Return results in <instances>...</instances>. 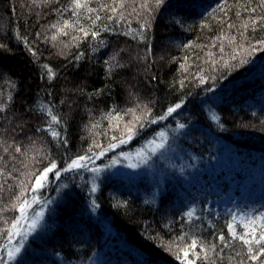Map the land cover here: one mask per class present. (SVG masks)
Instances as JSON below:
<instances>
[{"label":"trees","instance_id":"obj_1","mask_svg":"<svg viewBox=\"0 0 264 264\" xmlns=\"http://www.w3.org/2000/svg\"><path fill=\"white\" fill-rule=\"evenodd\" d=\"M83 2L87 7L75 12L73 0L0 2L15 31L0 35L5 45L0 73L13 82L0 83L5 94L0 95V256L11 229L1 232L5 214L17 201L22 182L30 192L28 174L49 160L62 164L85 154L91 133L100 137V131L117 125L110 120L117 114L140 118L133 126L137 139L159 125L169 106L181 103L166 122L184 125L179 137L183 149L211 161L220 158V174L264 157V0H168L182 14L177 20L167 15L165 2L153 6L152 0H140L137 6L147 11L135 17L119 15L120 8L137 7L128 0ZM195 3L210 4L204 16L197 15ZM220 9L225 17L209 22ZM64 21L70 25L67 35L51 27ZM163 39L169 42L159 48ZM42 106L60 120L52 126L66 137V145L51 137V117ZM149 118L157 122L148 123ZM127 135L112 129L98 145L105 148ZM236 169L240 175L241 167ZM83 173L85 169L62 173L59 179L49 174L53 189L64 183L56 208L40 236L8 264H56L55 259L73 264L96 247L108 260L117 259L116 264H181L169 245L185 247L192 239L198 241L200 256L195 264L264 260H249L246 246L229 239L228 215L208 212L199 220L189 218L192 202H185L187 195L178 192L176 182L165 183L151 202L121 179H105L93 192L88 178L81 179ZM50 186L37 191L40 203L49 197ZM106 222L120 235L104 238ZM221 234L225 245L217 239Z\"/></svg>","mask_w":264,"mask_h":264},{"label":"rangeland","instance_id":"obj_2","mask_svg":"<svg viewBox=\"0 0 264 264\" xmlns=\"http://www.w3.org/2000/svg\"><path fill=\"white\" fill-rule=\"evenodd\" d=\"M1 1L2 0H0V2ZM128 1L129 5L135 3V6H137L139 5L140 0ZM167 1L168 0H163V3L165 2L166 4L165 11L168 13L167 15L170 16L171 14L172 17H175V20L181 18L182 14H178L176 9L174 7H170V3ZM152 2L153 4L151 2L149 4L158 6L156 4V0H152ZM123 3H126V1ZM163 3L160 5H163ZM209 6L210 4L201 5L200 3H195V11L197 15L199 17L204 16V13ZM123 7L126 8L124 5ZM137 7H133L132 9L120 8L119 15H122V17H135L139 16L140 11L144 13L147 11V7L144 10H140L139 6ZM6 11L5 5L0 3V35L1 32L2 34L5 33L4 31L15 32L13 28L9 26ZM219 11H217V13H219H216V16L209 20V22H213L215 20L217 21V19L225 17L222 15L225 13V10L220 9ZM167 40L168 39L161 40L159 42V48L169 42ZM0 83H2V86L4 87L7 83L13 82L7 75L2 77L0 73ZM0 95L3 97L5 94L0 91ZM131 110L135 111L133 107ZM136 116L126 115L124 116L126 119H121V117L117 114L115 117H110V120L115 119V121H117V125H113L114 127L109 130L104 129L100 131V137L96 133H91L92 136L86 143L87 147H94L99 150L96 145L98 144L100 138L105 139L112 132V129L117 128L118 133L119 131L125 133L129 127L133 129V126L136 125L135 120L138 121L140 119H137ZM173 116L174 114L172 117ZM167 122L166 120H162L156 128L149 130L146 136L143 137L142 135V137L137 139L134 137L135 139L133 138L130 142L119 145L117 148L107 151L104 156L94 159L89 163L88 168L85 169L86 173L82 174L81 179L88 178L92 185L95 184L96 186H98L105 179L108 181H111L112 179H121L129 183L132 188H135L138 193H141L151 202L157 200L161 192L165 189V183L171 180L178 183V192L187 195L185 202H192L190 206H188L190 209L186 211V214L191 211L193 212V217H197L199 220L202 215H205L208 212L224 213V215L229 216L227 224L232 223L233 217H235L234 226L237 231L241 230L240 221L245 220V218H254L259 216L260 213H264V157L257 155L254 160L245 161L242 165L234 166V168L229 169L226 173L220 174L219 171L223 165L220 158L215 157V159L211 161L204 159L200 155L194 154L189 150L183 149L181 144H179V137L183 134L182 132L184 127L181 128L180 125L172 126ZM161 133L164 135L161 136ZM136 135L137 133H135L134 136ZM160 144H163L162 148L157 147V145ZM41 146V144L37 143L36 149H41ZM124 153H127L128 155L125 156L123 155ZM113 161H115V163H113ZM200 161L204 162L203 165ZM129 165L134 166L129 167ZM238 167H241L240 175L237 174V171L239 170L236 168ZM92 168H98L100 171L93 172L91 171ZM60 182L59 188L57 189V186L53 189L55 186H50V181V183L45 186H50L49 197L41 203L39 201V203L32 204L31 208L28 210L29 215L39 213L41 210H43L44 215L43 218L39 220L38 227L35 231L26 238L24 246L31 238H38L40 236L47 216L52 214L55 210L56 204L58 203L57 192H61L63 187L62 185L64 184L63 182ZM26 195L29 199H31L32 194H30V192ZM92 198L94 199V197ZM22 199L23 198H21V200ZM20 202L21 201H15L13 205L16 207L14 208L12 205L11 209L5 214L1 232L8 231L11 227V223L17 215L18 205ZM92 206L94 208L95 204ZM206 219L208 220L210 218ZM105 224L106 235L104 238H113V235H120L111 224H107V222ZM257 225H259V220H257ZM21 227H23V224ZM251 228L252 226L250 224L247 231H251ZM261 231L262 229L257 226L256 233L259 234ZM17 239L18 237L13 236L11 241L9 238L5 241V258L7 257L6 246L9 249L13 248L16 245ZM96 248L89 252L85 257H83L84 255L80 256L82 258L80 260H76L73 264L117 263V259L111 258L108 260L103 256V253L100 254L101 251L98 247ZM169 249L173 251V253L177 252V246L173 247L172 245H169ZM19 254L15 255L13 260H15ZM13 260H11V262ZM260 260L263 259L261 258ZM55 261L56 264H64L62 259H55ZM9 262V260L5 259V264H8ZM127 262L130 263V261H124L120 264H127Z\"/></svg>","mask_w":264,"mask_h":264},{"label":"snow or ice","instance_id":"obj_3","mask_svg":"<svg viewBox=\"0 0 264 264\" xmlns=\"http://www.w3.org/2000/svg\"><path fill=\"white\" fill-rule=\"evenodd\" d=\"M45 3L48 2V0H44ZM74 8L73 11L75 12L76 9H81L87 7L86 3L83 2V0H73ZM163 3V0H156V4L160 5ZM89 12H91V9L89 8ZM96 19H99V16L96 17ZM52 28H57L59 32L64 33V35H67V32H65V28L70 27L68 21H64L63 25H57L53 24L51 25ZM79 31L83 32L85 36H88L89 33L84 28H80ZM93 36H96L97 33L93 32ZM52 40H56L57 37L53 35L51 37ZM73 39H78V37H73ZM5 48L4 44H0V49ZM115 59V57H113ZM43 68L46 70V72L50 75H52V70L49 68L48 65H43ZM203 80V78H201ZM44 107V111L47 112V114L51 117V120L49 122L48 131L50 132L51 137L56 140L59 143L67 144L66 137H61L60 132H57L53 128V124H59L60 120L57 118L56 115H53L51 113V110ZM146 107V106H145ZM182 107L181 103H176L174 106H169L167 108V111L165 114L159 116V120H165L167 117L171 116L173 113H175L178 109ZM4 108L0 106V112H3ZM150 117V114H148ZM216 119V117H213ZM139 119V117H137ZM148 123H156L157 120L155 118H149L147 120ZM143 126V125H141ZM181 128L184 127L183 124L180 125ZM128 135L121 136L118 143H109L107 145V148H103L100 145H96V147L100 148L99 152H93V149L90 147L86 150L85 154L83 155H77L75 158L69 157L66 160L63 161L62 164L58 163L56 160L52 159L49 160L48 164L43 167V169H37L35 173H29V181L28 183L31 185L29 191L32 193L31 199L28 198L26 195V192L22 187L19 195L16 197L17 201H21L18 205V216L15 217L11 224V229L8 233L9 240L11 241V238L13 236L18 237L16 241V245L13 248H7V257L0 256V264H5V259L11 261L14 259L15 255L19 254L21 252V249L24 246V243L26 241V238L31 235L35 229L38 227L39 220L43 218L44 212L41 210L39 213H34L33 215L28 214V210L31 208L32 204L39 203V200L37 198V191L39 189H43L47 184L50 183L49 181V174H53L54 179H59L61 177L62 173H68L73 171H80L83 169H87L89 166V163L93 161L94 159H98L99 157H102L105 155L107 151H111L115 148H117L119 145H123L125 143L130 142L135 135V132L131 127L127 129ZM161 136L164 134L161 133ZM115 140L116 138L113 137ZM154 143V142H153ZM157 147H163V144L157 145ZM17 152L21 151L19 147L15 149ZM123 155L127 156V153H124ZM115 163V161H113ZM134 165H129V167H133ZM91 171L98 172L100 169L98 168H92ZM96 185H92V191H96ZM21 198H23L21 200ZM15 208L16 206L13 205ZM189 218L193 216V212L189 211L186 214ZM257 220H259V225H257ZM23 224V227L21 225ZM235 224V217H233V222L228 224V232H229V239L231 240H238L241 242L242 245L246 246L248 259L251 261H258L260 257H264V213H260L259 216L254 218H245V220L240 221L241 230L240 232L237 231ZM251 224L252 228L251 231H247L249 228V225ZM259 226L262 231L257 235L256 228ZM183 239V237H181ZM217 239L220 241L222 245H225L227 243L225 236L221 234L217 237ZM199 246L203 249L202 242L199 243ZM198 247V241L196 239H192L190 242H188L186 247L181 248L179 245H177V252L175 253V258L177 260L181 261V264H195V261L200 258V256L195 252V250ZM214 248L215 245H212ZM192 256V259H189V256ZM204 259H207V256L205 255L203 257ZM241 264L243 262L241 261ZM261 264H264V261H261Z\"/></svg>","mask_w":264,"mask_h":264}]
</instances>
